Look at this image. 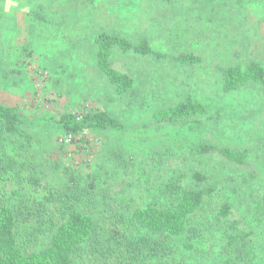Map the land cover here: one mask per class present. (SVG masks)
Masks as SVG:
<instances>
[{"label": "rangeland", "instance_id": "rangeland-1", "mask_svg": "<svg viewBox=\"0 0 264 264\" xmlns=\"http://www.w3.org/2000/svg\"><path fill=\"white\" fill-rule=\"evenodd\" d=\"M101 31L134 44L145 38L161 54L113 50L111 65L134 78L128 93L119 94L97 66L94 35ZM187 52L202 61L175 59ZM249 61L264 66V0H0V102L30 118L105 110L125 126L86 130L66 144L57 123L26 121L25 135L0 141V154L19 162L0 178V201L14 206L19 194L49 208L51 229L36 240L29 238L35 222L20 219L21 248L48 246L61 220L57 207L74 197L66 169L83 176L80 209L104 224L117 202L145 206L172 175L201 170L218 184L189 223L202 235L191 248L189 232L162 238L149 264H264V85L222 87L223 67ZM188 97L206 111L187 123H157L156 111ZM197 141L244 151L246 162L217 153L191 160L186 152ZM225 202L230 214L221 217ZM104 243H87L77 264H123L95 255Z\"/></svg>", "mask_w": 264, "mask_h": 264}, {"label": "trees", "instance_id": "trees-1", "mask_svg": "<svg viewBox=\"0 0 264 264\" xmlns=\"http://www.w3.org/2000/svg\"><path fill=\"white\" fill-rule=\"evenodd\" d=\"M94 42L97 46V66L119 94L133 90L134 78L111 65L110 56L115 48L124 52L133 49L141 54L161 56L145 38L134 44L126 36L101 31L94 35ZM175 59L187 65H197L202 61V58L193 52L181 53ZM221 73L222 87L226 92L251 83L264 85V66L256 61L223 67ZM205 111L206 107L200 100L188 97L167 109L156 111L155 119L158 124L176 125L187 123L194 116L201 115ZM26 121L31 123L53 121L64 131L73 134L86 130L125 128L105 110L91 111L82 115L64 113L59 116L30 118L20 107L6 106L0 102V141L3 142L7 137L25 135L22 125ZM186 153L191 160L217 153L237 164H244L247 158L244 151H236L204 141L191 143ZM18 164V160L6 152L0 154V178H4V174L9 170H16ZM64 174L69 178L70 185L74 189V197L63 198L64 204L61 208L57 207L61 220L57 223L48 246L42 250L26 252L21 248L18 224L20 219L25 217L34 221V230L29 233V238L36 240L39 235L45 233V228L51 229L45 217V213L49 210L48 205L45 202H31L19 194L18 203L14 206L0 201V264H77L87 243L92 240L97 244L99 241L104 243L99 239V235L104 236L105 243L103 247L95 248V255L101 253L102 256L113 257L123 264H149L152 258L160 253L163 247L162 238L166 241L189 232L191 233L189 240L184 243L189 248L193 246V241L199 238L203 231L197 225L189 226V223L218 189L217 182L212 181L201 170H195L190 175L174 174L160 188L159 196L155 201L135 208L128 203L117 202L112 219L109 224H104L81 210L78 205L81 204L83 195L87 193V189L78 184L83 176L69 169H66ZM122 206L125 210L121 209ZM259 206L264 211V195ZM230 210L231 205L225 202L221 207V217L228 216ZM106 244L108 245L105 246Z\"/></svg>", "mask_w": 264, "mask_h": 264}, {"label": "built area", "instance_id": "built-area-1", "mask_svg": "<svg viewBox=\"0 0 264 264\" xmlns=\"http://www.w3.org/2000/svg\"><path fill=\"white\" fill-rule=\"evenodd\" d=\"M74 134L73 133H66V134H64L63 136H62V138H61V141L63 142V143H70V142H72L73 140H74V136H73Z\"/></svg>", "mask_w": 264, "mask_h": 264}]
</instances>
